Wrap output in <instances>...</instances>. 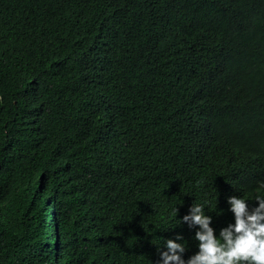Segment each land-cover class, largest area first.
<instances>
[{
	"label": "trees",
	"instance_id": "1",
	"mask_svg": "<svg viewBox=\"0 0 264 264\" xmlns=\"http://www.w3.org/2000/svg\"><path fill=\"white\" fill-rule=\"evenodd\" d=\"M257 179L264 0H0V264L192 252L172 210Z\"/></svg>",
	"mask_w": 264,
	"mask_h": 264
},
{
	"label": "clouds",
	"instance_id": "2",
	"mask_svg": "<svg viewBox=\"0 0 264 264\" xmlns=\"http://www.w3.org/2000/svg\"><path fill=\"white\" fill-rule=\"evenodd\" d=\"M254 200L225 194L226 208H219L216 217L226 213L231 219L215 226L211 201H191L178 218V208L171 212L175 228L185 226L195 242V251L189 252L183 231H172L156 245L157 258L152 264H264V179L256 180ZM173 229V230H174Z\"/></svg>",
	"mask_w": 264,
	"mask_h": 264
}]
</instances>
